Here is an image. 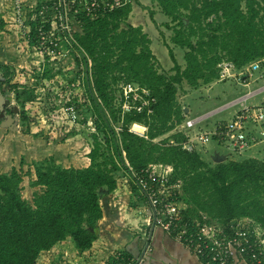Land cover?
Here are the masks:
<instances>
[{
  "label": "trees",
  "instance_id": "1",
  "mask_svg": "<svg viewBox=\"0 0 264 264\" xmlns=\"http://www.w3.org/2000/svg\"><path fill=\"white\" fill-rule=\"evenodd\" d=\"M157 1L169 18L163 25L175 31L172 43L185 49V67L169 50L174 61L170 74L159 71L152 40L143 27L129 22L132 2L96 18L78 15L73 45L86 62L92 61L86 70L91 103L86 98L83 111L94 118L103 142L94 135L88 166L58 167L52 162L36 166L32 185L39 189L31 202L20 193L23 178L31 176V170L13 167L11 173L0 174V264H38L43 251L68 239L80 254L91 249L103 218L100 190L114 191L119 171L132 174L126 161L137 172L151 164L171 165L169 183L179 186L185 218L201 221L207 217L221 223L251 218L264 229V160L216 163L212 158L210 162L198 148L188 151L182 147L186 136L181 132L154 142L182 123L190 111L177 99L184 83L198 88L221 82L218 64L223 60L240 71L264 59V0ZM28 24L33 43L38 22ZM120 80L148 87L157 98L154 112H128L122 117L116 104ZM6 86L0 81L3 93ZM11 88L23 108L38 97L34 90H21L19 85ZM51 99L50 114L59 116V104ZM74 104V100L65 101L63 106ZM27 119L23 113L22 120ZM133 123L146 126L147 138L130 131ZM117 124L122 128L118 132Z\"/></svg>",
  "mask_w": 264,
  "mask_h": 264
},
{
  "label": "rangeland",
  "instance_id": "2",
  "mask_svg": "<svg viewBox=\"0 0 264 264\" xmlns=\"http://www.w3.org/2000/svg\"><path fill=\"white\" fill-rule=\"evenodd\" d=\"M25 1L30 9L29 14H32L38 0ZM132 4L133 10L129 22L133 25H141L151 38V48L156 57L159 71L167 74L174 73L172 70L174 61L169 53L170 49L173 50L178 63L185 67V49L172 43V36L175 31L173 28L163 25L169 18L162 13L158 1L132 0ZM18 23L15 18L13 0H0L1 79L7 84L5 94L10 95L7 107H17V111L13 113L17 116L12 126L0 125V174L11 173L13 167L22 171L31 170L32 175L24 176L20 189L21 195L31 202L34 192L39 189L32 185L34 180L33 171L36 166L50 162L58 167L81 168L88 166L90 164L88 153L92 149L94 135H97L98 141L103 142V134L98 130H92V127L84 120L86 118L89 120L90 113L83 111L84 100L88 97V94L86 90V71L84 64L81 65V62L84 63L82 54L74 45L68 47L64 42L60 46V49L63 50L61 53L54 55L40 52L37 39L31 43L30 38L23 32L25 29L19 26L20 23ZM25 23L28 24V22ZM78 28L77 25H74L73 30L75 31ZM263 62L264 59L260 60L258 71L253 72L254 78L257 75L258 78L264 77V67L261 65ZM122 82V80L119 81V83ZM13 85H19L21 90H34L38 97L34 102L28 103L23 108L17 101L15 91L11 88ZM256 86L257 83H254L253 88ZM263 91L264 85L257 86L256 89L247 92L246 88H242L233 80H221V82L215 80L209 84H202L198 88H191L184 83V89L178 91L177 99L181 105L188 106L187 111L190 110L186 118H193L223 108L225 104L240 95L242 96V94H246V92H250L248 95H257ZM72 96H75V99ZM263 96L264 94L256 97V99H250L249 102H258L262 100ZM51 98L57 100V104H59L57 108L59 116L50 114L52 109ZM71 100L77 103L74 104L78 112L77 121H73L64 110V102ZM87 102H90L89 98H87ZM232 112V109H228L216 113L203 121L198 126V130L212 132L219 122L229 120ZM23 113L28 117L26 122L22 120ZM119 127V124L115 126L117 132ZM257 128L260 131L262 130L260 125ZM171 133H173V130L160 136L154 142L160 143L165 139L164 137ZM256 133L259 135L258 131ZM198 150L202 152L205 160L209 161L216 153L226 156L227 160L251 158L264 160V139L256 138L250 149L235 152L228 146V143L219 142L211 137L208 143L199 145ZM161 167L164 170L163 173L170 175L171 165L162 164ZM117 176L118 178L129 176L134 181L132 175L126 171H119ZM104 191V188L100 190L101 197L105 196ZM135 191L134 189L132 195L121 192L122 196L116 199L120 207H123V212L125 208H131L136 203L133 196ZM136 205L140 207L139 204ZM184 205L186 206V204ZM138 210L134 212L132 219L129 221V226L123 225V222L120 223L117 218L110 223V226L117 233L132 230L131 232H135V235L144 234L146 226L143 217L146 212H139ZM99 224L97 228L101 227L103 229L102 225ZM115 231L110 230V233ZM116 243V240L109 239L106 234H99V240L96 241L95 245L80 254L72 241L68 239L51 250L42 252L38 258V264H104L113 259L117 250L115 248Z\"/></svg>",
  "mask_w": 264,
  "mask_h": 264
},
{
  "label": "built area",
  "instance_id": "3",
  "mask_svg": "<svg viewBox=\"0 0 264 264\" xmlns=\"http://www.w3.org/2000/svg\"><path fill=\"white\" fill-rule=\"evenodd\" d=\"M13 2L16 21L25 29L23 30L25 35L30 38L31 31V25L25 22L37 21L35 40L39 43V51L56 55L63 51L60 49L62 42L72 47L73 27L77 25L76 19L80 13L96 18L123 7L132 0H38L32 14H29L30 9L25 0ZM260 60L252 62L240 71L231 61L223 60L218 64L219 79L235 77L240 83H247V80L253 78V72L258 71ZM83 61L81 65L84 64L86 71L87 67H91L92 61L90 59L87 62ZM262 93L264 91L257 95H248L249 92L225 104L223 108L210 111L207 115L186 118L175 126L173 133L181 132L186 136L182 147L188 151L208 143L211 137L219 142L228 143L235 152L250 149L256 138L264 139V98L259 103L249 102V99ZM156 102L157 98L148 87L131 81L121 83L116 94V104L122 117L128 112H145L150 115L154 112ZM228 109H232V117L219 122L212 132L198 130L203 121L215 113ZM64 110L73 121H77L78 112L74 105L66 106ZM93 119L90 116L87 123L96 131ZM136 124L142 125L143 131L134 129ZM258 125L261 126V131L258 130ZM121 129L119 127V131ZM130 131L147 138L145 134L147 128L143 124L133 123ZM171 143L177 144L173 140ZM126 163L132 172L134 183L149 202L143 218L147 236L152 227H160L183 243L204 264H264V229L254 219L235 218L221 223L210 221L207 217L201 221L185 218L186 206L178 199L179 186L169 183V174L163 173L161 165L151 164L137 172L128 161ZM152 250V245L147 242L140 254L130 256L115 252L113 259L104 264H149L148 257Z\"/></svg>",
  "mask_w": 264,
  "mask_h": 264
},
{
  "label": "crops",
  "instance_id": "4",
  "mask_svg": "<svg viewBox=\"0 0 264 264\" xmlns=\"http://www.w3.org/2000/svg\"><path fill=\"white\" fill-rule=\"evenodd\" d=\"M247 81H248L247 83H237L242 88H246L247 92L249 90L251 91L256 89L257 86L260 87L264 85V77L258 78V75L256 76V78L253 77ZM254 83H257V86L253 88ZM263 94L264 93H262L259 96H262ZM262 98H264V96ZM251 99H256V97ZM260 101L261 100L252 103H259ZM140 127L142 128L141 130L143 131L144 127L142 125ZM134 185L135 183L131 177L122 176L121 178H118L117 188L112 192H105V196L100 198V202L103 208V218L99 221L100 223L99 225L100 226L102 225L103 229H101V227H98L97 228L98 233L100 235L104 233L109 237V239L117 241L115 247L117 249L116 253L122 252L125 253L126 255L128 253L130 256H136L140 254L143 251L145 244L147 242H150V244L153 247V250L148 257L149 264H204L201 261V259L198 256H196L194 253H192L188 248H186L183 243L177 241L171 235L164 232L160 227H152L147 236L146 232L144 234L142 233L139 235H135L136 233L131 232L132 230L131 231L124 230V231H119V233H117L110 226V223L113 222L115 218H117L120 221V223L123 222V225L125 224L126 226H129V221L132 219L133 214L136 210L139 209L138 210L139 212H143V211L144 213L146 212L145 210H147V207L149 206V202L146 196H144L138 188L135 191V194H133L136 203H134L133 207L131 206V208H125L124 212H123V207H120V204L116 200L118 197L122 196L121 192H125L127 194L130 193L132 195V193L134 192V188H133ZM136 204H139L140 207H137ZM110 230L111 231L113 230L115 232L110 233ZM98 240L99 237L97 241ZM72 244L74 245L73 242Z\"/></svg>",
  "mask_w": 264,
  "mask_h": 264
},
{
  "label": "water",
  "instance_id": "5",
  "mask_svg": "<svg viewBox=\"0 0 264 264\" xmlns=\"http://www.w3.org/2000/svg\"><path fill=\"white\" fill-rule=\"evenodd\" d=\"M1 77H2V72L0 70V81H2ZM9 99H10V95L3 93V91L0 88V120H1L0 125L2 126L10 125L11 127L12 124L15 122L14 120L15 117L17 116L16 114H13L17 111V107L15 106L7 107V101ZM7 109L10 110V113H7ZM226 159H227L226 156H222L218 153H216L213 157V161L216 163L223 162Z\"/></svg>",
  "mask_w": 264,
  "mask_h": 264
},
{
  "label": "bare ground",
  "instance_id": "6",
  "mask_svg": "<svg viewBox=\"0 0 264 264\" xmlns=\"http://www.w3.org/2000/svg\"><path fill=\"white\" fill-rule=\"evenodd\" d=\"M140 126H141V125L136 124L135 127H134V129H136L137 131H138V130H141L142 128H141ZM141 131H142V130H141Z\"/></svg>",
  "mask_w": 264,
  "mask_h": 264
},
{
  "label": "flooded vegetation",
  "instance_id": "7",
  "mask_svg": "<svg viewBox=\"0 0 264 264\" xmlns=\"http://www.w3.org/2000/svg\"><path fill=\"white\" fill-rule=\"evenodd\" d=\"M7 113H10V110L7 109Z\"/></svg>",
  "mask_w": 264,
  "mask_h": 264
}]
</instances>
